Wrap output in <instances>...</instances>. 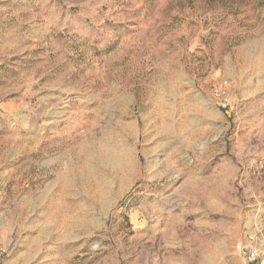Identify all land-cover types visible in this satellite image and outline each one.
<instances>
[{
    "label": "rangeland",
    "instance_id": "1",
    "mask_svg": "<svg viewBox=\"0 0 264 264\" xmlns=\"http://www.w3.org/2000/svg\"><path fill=\"white\" fill-rule=\"evenodd\" d=\"M264 255V0H0V264Z\"/></svg>",
    "mask_w": 264,
    "mask_h": 264
},
{
    "label": "built area",
    "instance_id": "2",
    "mask_svg": "<svg viewBox=\"0 0 264 264\" xmlns=\"http://www.w3.org/2000/svg\"><path fill=\"white\" fill-rule=\"evenodd\" d=\"M236 253L244 260L245 264H264V255L261 247L255 244L253 237L240 239L236 242Z\"/></svg>",
    "mask_w": 264,
    "mask_h": 264
}]
</instances>
